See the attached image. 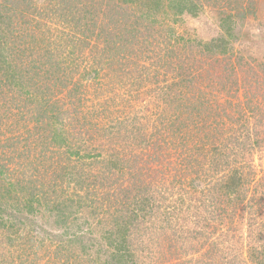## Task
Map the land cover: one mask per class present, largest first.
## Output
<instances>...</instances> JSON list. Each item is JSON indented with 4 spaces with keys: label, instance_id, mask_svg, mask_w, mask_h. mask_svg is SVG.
I'll use <instances>...</instances> for the list:
<instances>
[{
    "label": "rangeland",
    "instance_id": "374dc122",
    "mask_svg": "<svg viewBox=\"0 0 264 264\" xmlns=\"http://www.w3.org/2000/svg\"><path fill=\"white\" fill-rule=\"evenodd\" d=\"M9 6L0 264H264V0Z\"/></svg>",
    "mask_w": 264,
    "mask_h": 264
},
{
    "label": "trees",
    "instance_id": "16d2710c",
    "mask_svg": "<svg viewBox=\"0 0 264 264\" xmlns=\"http://www.w3.org/2000/svg\"><path fill=\"white\" fill-rule=\"evenodd\" d=\"M6 6H8V5H6ZM6 8H7V10H6ZM9 9L13 10V9H16V8L13 7V6L12 7H10V6L9 7H4V10L6 12H4V14H3V12H1L0 17H2L3 15H5L6 18H7L8 15H6V14H7V11ZM186 10L187 11H190L191 10L190 9V6L188 4H186V3H183L182 1H178V3L176 4V12L180 14L183 11H186ZM2 11H3V9H2ZM4 20H5V18H4ZM209 44H212V42H210ZM224 49L225 48H221V51L222 52H225V51H223ZM42 164L44 165V167H46L45 166L46 165L45 164V161H43ZM41 167H43V166L41 165ZM240 180H241V176H239V175H235L234 176V180L230 183L231 184V187H232V190L235 189L236 186L241 182ZM65 201H66V199H65ZM47 202H49V200ZM58 204H60V203H55L54 201H52V208H56V210H57V208H59V207H57ZM58 217L60 219V220H58L59 222L65 221L64 220V215L62 213H60L58 215ZM68 233H70V232H68ZM109 234L112 236L113 231H111ZM71 235H72V233H71ZM122 237H123V235H122ZM113 246H114V248H113V252L111 253V259L114 260V262H117V263H114V264H127V262H128L127 259H128V256H129L128 250L125 251L124 246L121 249L118 245H115V242H114V245Z\"/></svg>",
    "mask_w": 264,
    "mask_h": 264
}]
</instances>
